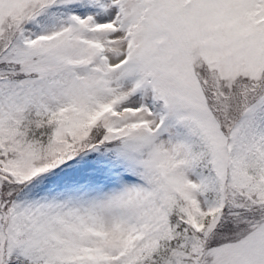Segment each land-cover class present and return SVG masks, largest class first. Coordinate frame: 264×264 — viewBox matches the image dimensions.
<instances>
[{
	"label": "snow or ice",
	"instance_id": "1",
	"mask_svg": "<svg viewBox=\"0 0 264 264\" xmlns=\"http://www.w3.org/2000/svg\"><path fill=\"white\" fill-rule=\"evenodd\" d=\"M0 264H264V0H0Z\"/></svg>",
	"mask_w": 264,
	"mask_h": 264
}]
</instances>
